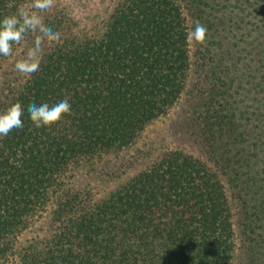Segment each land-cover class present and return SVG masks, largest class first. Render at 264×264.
Returning <instances> with one entry per match:
<instances>
[{
    "label": "trees",
    "instance_id": "16d2710c",
    "mask_svg": "<svg viewBox=\"0 0 264 264\" xmlns=\"http://www.w3.org/2000/svg\"><path fill=\"white\" fill-rule=\"evenodd\" d=\"M105 1L54 0L34 80L14 70L31 36L0 56L24 123L0 140V264H264V0ZM62 99L35 128L30 106Z\"/></svg>",
    "mask_w": 264,
    "mask_h": 264
},
{
    "label": "clouds",
    "instance_id": "9594fccd",
    "mask_svg": "<svg viewBox=\"0 0 264 264\" xmlns=\"http://www.w3.org/2000/svg\"><path fill=\"white\" fill-rule=\"evenodd\" d=\"M31 8L39 12L19 7L16 13L0 18V56L13 60L26 38L32 37L33 44L27 50L25 58L14 62V70L25 83L40 75L43 48L61 41L59 31L46 27L44 23L45 17L54 14V0H32ZM207 32V27L196 21L190 35L196 42L203 44L207 39ZM70 114L71 104L68 99L52 105L32 104L29 108V119L37 129L51 127ZM23 130V108L19 102L0 111V140L18 135Z\"/></svg>",
    "mask_w": 264,
    "mask_h": 264
},
{
    "label": "rangeland",
    "instance_id": "374dc122",
    "mask_svg": "<svg viewBox=\"0 0 264 264\" xmlns=\"http://www.w3.org/2000/svg\"><path fill=\"white\" fill-rule=\"evenodd\" d=\"M113 1L114 0H106L105 3L103 5H101L100 16H104L106 11L111 7ZM176 111L177 110H175L169 117H167V118L153 124L152 126H150L145 133L146 140L156 139L158 137V135L161 136L162 135L161 133H164V131L168 128L170 123L175 118Z\"/></svg>",
    "mask_w": 264,
    "mask_h": 264
}]
</instances>
